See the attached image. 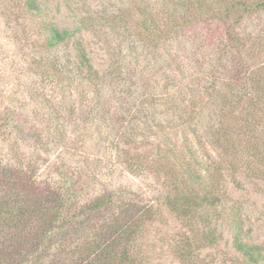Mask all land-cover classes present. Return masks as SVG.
<instances>
[{
	"label": "trees",
	"instance_id": "obj_1",
	"mask_svg": "<svg viewBox=\"0 0 264 264\" xmlns=\"http://www.w3.org/2000/svg\"><path fill=\"white\" fill-rule=\"evenodd\" d=\"M10 1L32 19L42 18V0ZM162 3V34L151 13L140 14L138 27L155 48L162 41L163 53L154 55L153 61L162 65L168 79L178 77L180 70L175 66L184 41L180 32L193 17L204 15L220 28L214 35L212 54L205 60L196 53L194 65L186 64L192 99L181 104L183 111H194L183 120L182 137L172 142L175 149L169 142L155 140L156 149L165 145L153 166L163 177L162 199L148 200L121 184H99L92 180L99 174L86 164L88 157L78 155L81 161L72 160L73 149L83 147L88 133L84 122L91 119L93 128L101 122L107 84L76 32L46 23L40 43L44 50L34 57L38 76L24 87L35 103L33 117L27 119L17 105L15 94L22 86L7 94L9 105L0 111V147L4 145L0 150V264H160L161 241L179 264H199L202 251L217 246L223 238L218 227L223 217L216 175L225 164L235 170L240 162L248 175L264 180V69H249L242 59L244 41L240 40L244 36H239L243 20L263 10L264 0ZM209 35L204 38H212ZM257 37L249 34L244 39ZM65 43H70L72 56H52L49 51ZM76 80H84L93 90L80 104L66 106L64 92ZM244 86L250 92H242ZM183 92L169 89L164 95L168 103H175ZM107 94V98L115 95ZM214 96L221 112L216 116L202 113ZM117 98L122 110L111 118L116 134L107 136L112 143L135 144L136 133L150 128V107L144 97ZM191 100L197 101L193 104ZM241 110L244 115H235ZM183 114L186 111L179 117L184 118ZM68 124L80 128L75 136L67 131ZM52 147L58 148L53 157ZM64 153L71 156L66 158ZM167 158L172 159L169 166L160 160ZM126 163L133 171L143 162L137 157ZM164 211L181 220L184 230L174 238L161 236L160 246L147 243L150 227ZM227 214L232 248L246 263L264 264L263 249L246 239L238 212L232 209Z\"/></svg>",
	"mask_w": 264,
	"mask_h": 264
},
{
	"label": "rangeland",
	"instance_id": "obj_2",
	"mask_svg": "<svg viewBox=\"0 0 264 264\" xmlns=\"http://www.w3.org/2000/svg\"><path fill=\"white\" fill-rule=\"evenodd\" d=\"M163 7L162 0H42V18L32 19L29 14L18 9L13 1L0 0V111L9 105L7 94L12 90L17 91L22 86L19 89L21 91L15 94V99L18 100L17 105L21 106L19 110L27 116V119L33 117L31 110L35 107V103L30 101L31 98L24 87L38 76L39 69L34 65V57L40 56L44 50L40 47L42 27L46 23H52L60 29L75 31L86 45L92 65L105 77L107 86L103 88L105 101H102V105H105V113L99 116L101 122L95 128L91 119L84 122L88 127V133L84 136L83 147L76 148L77 151L83 150L76 153L73 149L75 153L73 152L72 160L78 162L80 160L78 155L88 157L89 161L86 164L90 168H95L99 174L92 180L99 184L127 186L153 201L161 200L163 196L161 186L163 177L162 174L158 175L154 172L153 166L156 159L164 153L165 146L161 144L159 149H156L155 140L172 144L178 140V135L181 134L182 137L183 120L186 121L187 116L192 115L194 111V109L191 111L190 108H186L184 118L179 117L185 112L181 101L185 103L186 100L192 99L189 96L191 93L188 94L191 90L187 76L189 70H185L186 64L193 62L194 65L196 53L205 60L204 57H207L208 53L212 54V50L216 47L217 36L214 35L219 34L220 29L216 22L204 15L198 14V17H193L186 29L180 32L179 38H184V41L182 46H179L175 66L180 70L176 74L178 77L168 79L163 75L162 65L155 64L153 61L154 55L163 53L162 41L158 42V47L155 48L148 38L149 35L140 32L138 27L141 21L140 14L151 13L161 32L164 29ZM207 34H210L211 40L204 38ZM249 34L254 37L259 35L260 38L257 37L258 40L253 41L244 39ZM239 36L241 38L244 36L240 40L244 41L242 59L247 61L249 69H264V9L243 20ZM49 52L58 58L72 56L70 43L60 45ZM193 65L190 64L192 69ZM203 68L204 65L200 69ZM196 69L199 68L196 67ZM229 75L231 76L232 73ZM179 88L184 90L179 100L168 103L164 95L166 91ZM92 90L93 88L90 89L84 80L74 81L68 91L64 92L66 106H69V103L75 106L77 103L80 104ZM111 91L115 95L110 94L107 98V93ZM244 91L250 92L247 88L245 89V86L242 92ZM117 96L120 101L122 97L123 99L144 97L150 107L148 118L150 128L145 133L140 132L142 133L140 134L139 131L136 133L135 144L112 143V138L107 136L116 134L117 127L111 118L117 110H122ZM201 100L207 102L205 97ZM191 101L194 104L197 100ZM218 102V98L214 96L208 108H204L202 113L216 116L221 112H218ZM244 113L245 111L241 110L235 115H244ZM67 127L71 136H75L77 130H80L75 124H68ZM261 130L264 136V128ZM3 147L4 145L0 147V150ZM172 148L175 149L173 144ZM57 149V147L50 148L52 157L58 151ZM158 154L159 157H157ZM63 156L68 158L71 154L67 156L64 153ZM137 157H140L143 162L140 169L129 170L130 166L126 163V159L133 161ZM232 158L233 156H228V160ZM160 160L166 166H169L172 161L170 158ZM236 166L237 169L234 170L227 168L225 164L216 175L218 180L216 187L220 194V209L223 217L218 227L223 233V238L217 246L202 251V259H198L199 264H248L231 246L230 231L225 216L232 209L240 215L246 239L260 245L264 253V180L248 175L242 169L240 162ZM182 224L181 220L164 211L159 222L150 227L147 243L159 245V239L163 235L168 238L176 237L184 230ZM161 243L164 254L161 259H158L160 264H179L172 258L169 251L165 250L167 243L163 241Z\"/></svg>",
	"mask_w": 264,
	"mask_h": 264
}]
</instances>
